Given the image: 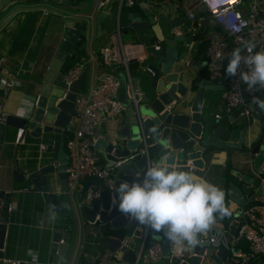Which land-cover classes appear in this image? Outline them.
Listing matches in <instances>:
<instances>
[{"label":"water","instance_id":"water-1","mask_svg":"<svg viewBox=\"0 0 264 264\" xmlns=\"http://www.w3.org/2000/svg\"><path fill=\"white\" fill-rule=\"evenodd\" d=\"M115 1L107 0L98 15L104 18ZM140 1L144 2L136 0V4ZM169 2L170 0L144 2L146 7H140L139 11L129 16L134 30H145L159 19L170 27L179 26L183 17L171 20L165 14L156 16L149 8L164 6ZM87 27L86 18L80 21L69 18L65 20L63 40L47 75L36 86L33 109L25 116H9L4 124H0V145L3 143L5 125L21 129L22 134L28 131L32 137L52 130L62 133L61 140L55 143L52 161L26 175L18 168L13 170L17 181H30L33 188L43 193L45 201L49 205H55L57 212L62 214L65 211L59 197L52 192L50 176L57 172L62 194L66 193L65 170L68 162V155L64 152L66 129L75 113L74 103L77 94L83 88L87 69L85 68L69 86L58 74L64 60L70 55L73 44ZM192 40V37H187L184 33L176 34L173 31L160 38L157 44L159 47L148 54L152 61L144 67L141 66L139 75L132 77L133 89L140 92L142 89L141 97L135 103L127 96L125 75L122 72L108 71L119 79L117 98L125 106V119L114 132L97 138L93 151L96 155L101 154L106 160V166L111 167L116 161L127 158L140 149H146V154H139L117 167V174L122 176V179L115 180V186L118 187L123 182L131 184L137 181V177H141L146 171L148 161L169 158V163H175L183 170H191L187 165L190 160L193 169L203 170L206 164L212 163L221 154H226L228 159L227 152L230 148L240 150L245 159L238 161L237 169L228 167L227 175L229 191L227 205L232 209V215L218 220L217 225L209 232L210 235H215L221 230L224 238L217 234L218 242L215 245L186 251L185 260L181 262V264H237L231 259V255L237 250L230 246V243L232 239H243L239 232L245 223H249L246 212L253 207L264 205L262 182L264 126L251 138L250 129L245 124L240 127L236 120H230L227 116L216 119L208 111L201 110L205 92L223 90L224 85L222 78L211 79L194 71V64L199 62L188 58L190 53L187 47L191 45ZM229 58L230 56L225 60L224 74ZM133 62L138 63V60ZM203 64L206 65V61H203ZM242 97L250 108L259 112L260 107L253 103V97L264 99V89H255L251 95L242 92ZM257 115L258 119L261 118L264 109L261 108V113ZM246 142L249 143L248 147ZM91 185L102 188L101 199L95 200L91 206L78 207L76 218L79 223L74 224L75 219L72 218L71 224H74L73 227L82 233L84 238L93 235L100 243L105 244L107 249L100 251L99 256L95 258L96 261L93 256L80 252L76 256V264H100L97 261L102 259L106 251L116 253L122 242L119 238L106 235L108 225L116 230L129 221V218L118 211V206L109 211L111 197L114 198L117 194L115 191L111 193L107 190L105 183L98 177L88 178L81 186L80 199ZM11 199V191H0V259L5 255L3 250ZM150 236L153 239V234ZM70 237L71 232L66 233V236L60 232L54 233L48 264H64V260L70 255ZM219 238L223 243H220ZM156 241L161 245L165 263L178 264L179 258L176 256L178 247L164 239ZM121 253V260L127 264H132L137 256L135 251L127 247H122Z\"/></svg>","mask_w":264,"mask_h":264},{"label":"crops","instance_id":"crops-1","mask_svg":"<svg viewBox=\"0 0 264 264\" xmlns=\"http://www.w3.org/2000/svg\"><path fill=\"white\" fill-rule=\"evenodd\" d=\"M96 1L0 0V59L3 61L2 67H8L13 72L20 70L17 86L10 91L8 98L4 101V111L8 117L25 116L30 113L33 109L36 86L47 75L49 66L62 42L65 20L67 18L75 21L85 20L87 15L93 11ZM254 3L264 10V0H242L241 9L247 12L251 4ZM134 4L135 7L126 4L119 7V0H116L104 18L98 15L99 11L93 12V21L83 33L85 39L87 36L91 38L90 44H85L86 58L91 51L98 52L107 45L115 44L117 35H119L123 45L134 44L137 49L139 66H137L136 72L132 74V77H135L139 75L141 66L144 67L152 61L148 54L154 50V44H158L160 38L168 35L173 29L176 30V33L180 32L187 37H192L188 31L191 28L195 31L205 24L211 30L213 29L210 35L212 32H217L216 25L207 14L201 11L197 0H182L180 2L170 0L164 6H149L151 12L156 16L165 14L171 20L180 17H183V20L179 26L170 27L165 21L159 19L145 30L135 31L129 16L131 13L139 11L140 7H146V5L141 1L136 4V0H134ZM187 11H194L196 19H188ZM192 39L191 45L187 47L190 53L188 58L199 62L194 64V71L197 74L208 77L206 65L203 64L205 58L195 57L193 49L196 41L193 37ZM141 60L142 62H140ZM88 68L91 70L90 64H88ZM105 71L110 70L102 65L95 69L96 73ZM58 76L63 78V73L60 71ZM84 85L85 89L84 91L81 89V92L86 93L90 86L89 75L86 76ZM222 91H206L201 110L203 112L208 111L212 117L217 114L223 117L227 116L224 112ZM259 113H261V108ZM255 118L256 120L249 124L244 120L236 119V123L240 127L246 123L245 125L250 129L251 138L255 137L264 126V115H261L259 119ZM124 119L125 112L123 113V121ZM115 128L116 123L104 121L99 131L104 135L114 132ZM61 137L62 133L56 130L41 133L38 137H32L28 131L22 134L21 129L11 125L4 126L3 143L0 145V191L12 192L8 229L3 250L4 257L15 258L25 264H48L55 232H60L64 236L71 232L70 255L64 260V264H76V256L80 252L89 254L95 259L101 250L107 249L106 245L100 243L93 235L84 238L83 234L73 227L75 222L79 223L78 218H76L77 198L67 192L62 194L57 172L50 176L51 188L53 189L52 192L61 200L65 213L57 212L54 223H48L46 220L50 205L45 201L43 193L35 188L23 191L22 188L32 186L30 181L21 182L14 178L13 170L16 168L23 175H26L52 161L55 143L60 141ZM41 146H44V150H41ZM64 152L67 154L65 146ZM227 154L228 159L226 154H221L218 159L206 164L203 170L193 169L190 160L187 162L195 175L204 177L224 190L226 203H228L227 195L229 192L227 185L228 167L237 169L239 168L238 161L245 159L240 150L230 148ZM97 157L100 164L106 165V160L101 154H97ZM72 218L75 219L73 225L71 224ZM42 219H45L43 227L40 226ZM108 224L110 223L108 222ZM139 226L130 218L128 222L123 224L122 228L125 229L126 236L123 239L119 238L122 241L121 248L127 247L129 250L139 251L141 247ZM108 227L111 228V225ZM204 236H209V233ZM152 241L155 240L152 239ZM230 246L237 250L231 255V259L239 264L245 254L248 253V243L243 239H232ZM121 248L116 253L106 251L102 259L97 262L103 264L124 262L121 260ZM33 257H36L35 261ZM152 264L166 263L165 259L161 258ZM251 264H264V256L258 257Z\"/></svg>","mask_w":264,"mask_h":264},{"label":"built area","instance_id":"built-area-1","mask_svg":"<svg viewBox=\"0 0 264 264\" xmlns=\"http://www.w3.org/2000/svg\"><path fill=\"white\" fill-rule=\"evenodd\" d=\"M147 1H163V0H144ZM106 0H97L93 11L87 15L86 22L89 26L93 21V12L100 11ZM242 0H224L223 5L217 8L209 7L206 0H197V4L203 13L207 14L211 21L220 28V31L213 32L209 36V42L205 51L206 71L211 79L222 78L224 89L222 96L224 100V112L230 120H244L247 124L255 121L257 110L250 108L243 100L242 92L248 95L253 94L254 90L249 91L247 85L244 84L239 76V72L235 77L224 74L225 60L236 48H244L246 42H254L257 48L254 51L264 50V10L258 4H251L249 10L244 12L241 9ZM123 4L132 6L134 0H119V7ZM187 18L196 19L194 11H187ZM176 33V30L173 29ZM180 34V32L176 33ZM63 40V39H62ZM61 40V41H62ZM91 38L85 39V44L89 45ZM154 44V48H158ZM194 50V49H193ZM138 60L137 49L134 44L123 45L117 35V41L113 45H107L98 52L91 51L88 57L80 59L74 66L69 68L64 74L63 79L69 86L75 81L82 71L86 68L87 75L90 78V86L86 93L77 94L74 103V115L66 129L67 138L64 142L68 155L66 166V192L76 197L77 207L84 205L91 206L95 200L101 199L102 188L96 185L89 186L85 195L80 199L79 191L81 186L90 177H98L105 183L107 190L111 193L116 188L115 180L122 179L118 175L117 167L126 160L132 159L139 154H146V149H140L138 152L131 154L129 157L118 160L113 166L108 167L102 165L98 161L97 155L94 153V143L97 138L104 135L99 131L104 121L116 123L117 129L123 121V113L125 106L118 100L117 92L120 85L119 79L108 71L96 73L97 66L102 65L108 70H115L120 67L127 80V96L131 102H136L141 97V92L133 89L132 75L129 69V63ZM2 59H0V124H4L8 115L4 111V101L8 98L10 91L18 84V76L20 70L12 71L8 67H2ZM91 65V70L88 68ZM240 71H247L242 64ZM223 116L217 114L216 119ZM245 123V124H246ZM249 143L246 142V147ZM44 150V146H41ZM148 161L147 167L150 165ZM143 175L140 177L142 179ZM264 182V177L262 178ZM33 187H24L23 191L31 190ZM118 206L113 204L111 197L109 211ZM10 208V207H9ZM125 217L129 218L125 214ZM249 223H245L239 232V236L248 243V253L245 254L243 260L239 264H251L260 256H264V205L253 207L246 212ZM141 247L137 251V256L132 264H152L161 258L162 248L158 241H152L145 245V239L148 234V228L139 226ZM220 238H224L221 230L217 232ZM203 236L204 245L209 247L218 242L216 235ZM219 238V239H220ZM220 243H223L221 241ZM122 242V241H121ZM186 251L177 249L176 256L179 263L185 260ZM0 264H22L15 258L3 257ZM100 264H103L102 262ZM114 264H127L125 262H115Z\"/></svg>","mask_w":264,"mask_h":264},{"label":"clouds","instance_id":"clouds-1","mask_svg":"<svg viewBox=\"0 0 264 264\" xmlns=\"http://www.w3.org/2000/svg\"><path fill=\"white\" fill-rule=\"evenodd\" d=\"M206 3L217 8L224 0H206ZM256 48L249 41L243 49H234L226 67L230 77L239 72L249 91L264 89V50L254 51ZM242 64L247 71H240ZM253 103L264 109V99L253 97ZM114 191L117 195L113 204L118 202L119 212L149 228L155 241L164 239L184 251L202 247V237L214 229L218 220L232 215L221 187L191 170L169 163V158L150 163L142 179L138 176L131 184L120 183ZM56 217V206L50 205L47 222L54 223ZM44 223L42 219L40 226Z\"/></svg>","mask_w":264,"mask_h":264},{"label":"trees","instance_id":"trees-1","mask_svg":"<svg viewBox=\"0 0 264 264\" xmlns=\"http://www.w3.org/2000/svg\"><path fill=\"white\" fill-rule=\"evenodd\" d=\"M77 1H83V0H77ZM178 2L182 0H177ZM135 7V4L132 5ZM196 25V22H195ZM217 27V28H216ZM216 31H220V28L216 26ZM213 30V29H212ZM210 27L207 25L203 24L201 27L195 29L191 28L188 33H191L192 37L196 41V45L194 46V55L197 58H205V51L209 42V35L210 32L212 31ZM213 33V32H212ZM85 56V36L84 34L81 35V37L73 44V47L71 49L70 55L64 60L60 71L62 73H65L69 68L74 66L77 62L80 61L82 57ZM138 63L137 62H130L129 63V69L131 74H134V70L137 69ZM117 72H123V69L120 67L115 68ZM85 85L82 88V91H84ZM106 234L109 236H114L120 239H123L126 236V231L124 228L120 229H112V228H107ZM150 234H153L152 231L148 228V235L145 239V245H148L149 243L152 242V238ZM120 261V260H119Z\"/></svg>","mask_w":264,"mask_h":264},{"label":"rangeland","instance_id":"rangeland-1","mask_svg":"<svg viewBox=\"0 0 264 264\" xmlns=\"http://www.w3.org/2000/svg\"><path fill=\"white\" fill-rule=\"evenodd\" d=\"M87 83H88V81H87Z\"/></svg>","mask_w":264,"mask_h":264}]
</instances>
